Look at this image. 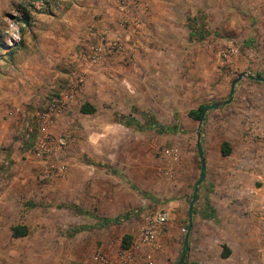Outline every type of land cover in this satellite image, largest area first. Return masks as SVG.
<instances>
[{
	"label": "rangeland",
	"instance_id": "rangeland-1",
	"mask_svg": "<svg viewBox=\"0 0 264 264\" xmlns=\"http://www.w3.org/2000/svg\"><path fill=\"white\" fill-rule=\"evenodd\" d=\"M257 75L264 0H0V264H264Z\"/></svg>",
	"mask_w": 264,
	"mask_h": 264
},
{
	"label": "built area",
	"instance_id": "built-area-1",
	"mask_svg": "<svg viewBox=\"0 0 264 264\" xmlns=\"http://www.w3.org/2000/svg\"><path fill=\"white\" fill-rule=\"evenodd\" d=\"M67 100L65 98L58 99V103H62V101ZM58 107V105H57ZM53 108H49V110H45L41 113V124H42V131L44 132L45 124L48 123L50 119V115ZM47 138L40 139V142L37 146H35V153L37 156H41L43 152L47 151L46 147ZM167 219V214L165 212H157L151 218L148 219V224L143 226L140 232L139 239L144 243H151L153 240L156 239V236L158 235L159 226L163 225ZM131 260V256L129 254H126L125 257L120 261V264H127ZM151 263V262H150Z\"/></svg>",
	"mask_w": 264,
	"mask_h": 264
},
{
	"label": "trees",
	"instance_id": "trees-1",
	"mask_svg": "<svg viewBox=\"0 0 264 264\" xmlns=\"http://www.w3.org/2000/svg\"><path fill=\"white\" fill-rule=\"evenodd\" d=\"M203 106L204 105H199L196 109H190L188 111V114L193 117L194 119L196 120H199L200 119V115H201V112H202V109H203ZM94 110V108L92 106H87V107H82V112L83 113H89V112H92ZM123 121L125 124H130L132 123L130 121V119H125L123 118ZM149 129L151 130H154V131H157V132H164V131H173L174 130V127H168V126H165V125H162L160 123H158L156 120L152 119L150 120V124L148 126ZM198 152H200V149H198ZM221 153L222 155H227L229 153V143L227 141H223L222 144H221ZM205 216H211V214H206ZM26 233V228L24 226H14L12 227V234L14 236H23L24 234ZM130 239H131V235L130 234H124L122 236V239H121V247L122 248H127L128 247V243L130 242ZM187 249V245H186V242L183 246V253L184 251ZM229 252V249L228 248H224L221 252V256L222 257H227V254Z\"/></svg>",
	"mask_w": 264,
	"mask_h": 264
},
{
	"label": "water",
	"instance_id": "water-1",
	"mask_svg": "<svg viewBox=\"0 0 264 264\" xmlns=\"http://www.w3.org/2000/svg\"><path fill=\"white\" fill-rule=\"evenodd\" d=\"M255 79L256 80H259V81L264 80V78L262 76H259V75L255 76ZM233 85H234V81L232 82L231 91H232ZM213 106H214V104H210V105L209 104H205L203 106V109H202V112H201V115H200L199 122H201L202 119L204 118V113L206 112V110H208L209 108H212ZM200 158H201L202 166H201L199 178L195 182L194 187H193V194H196V192L198 190V185L201 183L202 179L204 178V172H203L204 171L203 156H200ZM193 201H194V198L191 199L190 204H189V209H188L189 216L191 215Z\"/></svg>",
	"mask_w": 264,
	"mask_h": 264
}]
</instances>
